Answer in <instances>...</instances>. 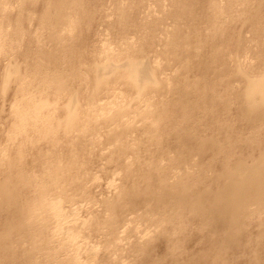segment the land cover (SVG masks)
I'll list each match as a JSON object with an SVG mask.
<instances>
[{"label":"bare ground","instance_id":"6f19581e","mask_svg":"<svg viewBox=\"0 0 264 264\" xmlns=\"http://www.w3.org/2000/svg\"><path fill=\"white\" fill-rule=\"evenodd\" d=\"M90 37H98V45ZM252 50L263 52L243 69L244 52ZM8 91L11 123L0 145V264L78 263L62 256L64 245L50 248V223L57 219L52 233L63 241L72 238L64 229L70 222L63 209L66 185L82 187L81 174L89 172L81 162L93 156L99 136L112 145L108 160L120 161L125 178L134 179L104 199L103 218L78 222L106 227L110 244L126 211L140 205L142 219L160 235L170 239L167 225L181 222L177 232H184L195 219L201 231L216 234L219 251L235 253L245 217L264 210V148L234 151L242 136L237 121L264 126V0H0V98ZM112 92L113 100L103 103ZM131 92L146 99L141 117L138 107L120 105L119 99L133 100ZM131 107L144 122L135 140ZM262 141L254 136L251 145ZM154 147L159 157L149 155L147 162L140 152ZM171 150L175 155L165 166L161 158ZM207 153L227 160V169L216 174L215 190L194 191L195 156ZM168 249L175 253L182 245ZM259 256L249 264L262 262Z\"/></svg>","mask_w":264,"mask_h":264},{"label":"rangeland","instance_id":"374dc122","mask_svg":"<svg viewBox=\"0 0 264 264\" xmlns=\"http://www.w3.org/2000/svg\"><path fill=\"white\" fill-rule=\"evenodd\" d=\"M39 7L40 8L42 7L41 1L37 5V10ZM95 29H97V26L95 27ZM103 29L104 28L102 27L101 30ZM243 33L245 34V37L247 38L248 41L252 40V33L248 31L247 28H244ZM106 36H108L109 39L108 40L107 37H105L108 40V43L109 41L111 42L112 38H109L111 37L110 34ZM91 39L92 38L90 37V40ZM94 39L95 41H93ZM98 39H99L98 37L95 38L93 37L91 42L94 43V45L96 46L98 45L97 43L99 41ZM249 44H251V42H249ZM256 49L258 50V48ZM262 52H263L262 50L258 51L259 54H261ZM244 53L245 54L242 57L243 69H246L250 65H255L257 63V59L255 58L256 57L255 55H257L258 53L254 52L253 50ZM253 55L255 57H253ZM146 56L148 57V53L146 54ZM118 62L120 63V61ZM121 63H123V61ZM151 64H157V62L152 61ZM237 85L238 87L240 86L239 83H237ZM116 89L118 88L116 87ZM131 93L133 94V92ZM12 95H13L12 91H8V93H6L5 95L2 94V98H0V117H1L0 145L4 142L6 138L5 136L6 131L9 129L11 123L10 101L13 98ZM113 95L114 93L112 92V95L111 94L108 95L109 99L108 97L107 99H105L106 97L103 98L105 100V101L103 100V103L106 102L105 104H108L110 100H113L114 98ZM134 95L135 92L132 95L134 97L133 100H130V98L127 99L116 98L115 100L119 99V102H121L120 104L121 106L132 104V107L136 106L135 109L138 107L137 111L138 110L139 111L137 114L140 116L139 112H141V108L143 106L145 108L146 103L145 105H143L144 104L143 101L145 102L146 99L141 98L143 100L142 101L140 98L137 99L138 94L136 95L137 97ZM152 95L153 96H151L150 94L147 95V97H149L147 99L152 100L154 98L153 99L154 101L159 96L158 94H155V96L157 95V97H154V94ZM0 97H1V93H0ZM158 99L159 97L156 100ZM136 102L137 104L138 102L140 104L142 103L143 104L142 105L138 104L137 106ZM132 107L130 109L129 114L130 117L132 116L131 120L133 119L135 120V124L137 125V128L135 129V131L134 130L131 131L130 136L132 139L134 138L136 139L138 134L140 135V131H138V129L139 127L142 126L141 125L142 123L144 124V122L142 120L143 118H141V120L138 119L141 116L138 117V115H136L137 111L133 109L134 107L133 108ZM131 111H133L132 112L133 114L131 113ZM135 116L137 117V119H135L136 118ZM248 121L249 120H242V122H244L245 124H241V121H237L235 124L236 126L238 125L239 129L241 130L240 133L242 134L240 139L241 141L238 143V145H240V148L235 147L234 149L237 155L243 154V147L245 148L244 152L246 154L257 153L259 148H264V126H262L261 124L253 125ZM111 127L112 129L114 128V130H116L115 126L113 127L111 125ZM254 136H259L263 140L261 142L260 147L251 145L253 143L252 141ZM103 138L104 137L99 136V142L95 145L93 149L94 151V154H92L93 156L88 154L89 157H87L88 155H86V158H84L85 157L84 156L83 157L84 160L82 159L83 161L81 163L83 169L85 170L87 169L89 172V175L88 173L87 174L84 173L86 176L83 173L81 174L82 187L80 189H75L72 184L66 185L65 193L68 194L69 198L64 199L63 209H65L64 211L67 212V217H68L67 220H69L70 222L64 225V229L66 228L67 233H69V235L72 238L65 239L64 242L63 238H60V236L53 234L52 232H54L53 230L57 227L58 221L56 218L51 217L52 223H50L51 224L50 226L51 227L53 226V228H50V230L52 231L51 236L55 235L54 237H52L53 240L54 239L55 240L51 242L50 248H52L54 242L55 244L54 247L52 248L53 250H55L56 247H58L59 249L61 245H64V249H66V251H62V256L64 257L65 254L66 257L64 258L66 259H68V257L69 259L72 257L79 258L78 260H81V264H103L104 262H105L104 264H110L111 262L108 260V258H112L117 264H136V262H138L137 264H156V262L157 264H161V263L174 264L175 262H178V264H223L222 262H224V264L225 262L226 264H249L248 260L251 261V259L254 257L256 253L260 254L259 257L261 258L262 261L259 264H264V210L261 213V215L249 214L248 216L245 217L246 225L244 226L241 234L239 235V237L241 238V244H240L241 246L237 249L235 248V253L234 250H229V249H227V251L224 250V253L223 251L222 252L219 251L217 249L218 244H215L216 234L204 230L201 231L200 225L199 223H197L198 220L195 219L193 220L194 222L189 223L188 227L184 232H177V228L181 222L179 224L176 223L175 225L172 224L167 225V229L170 230L172 235V238L170 239L165 237V235H160L155 225H151L146 220L142 219L141 214L143 213L144 209L140 205H137V208L134 210L126 211L124 216L125 220L120 225L121 228L118 238H116L115 239L116 242L112 244L109 243L110 233L108 232V229L106 227H101L98 229L97 227L91 226L90 224L87 223L79 225L78 222L80 221L81 222L89 221L91 218L94 217L103 218V216L105 215L104 199L115 196L118 190L120 188L126 187L127 184L128 186L132 185L131 180L133 178H130V180L127 177H126L127 179L125 178L123 169L120 164L121 162L118 160L117 162H115V159H114L115 163L112 162V160L111 161L108 160L107 156L112 145L103 142L104 141ZM173 141L172 139L170 141L171 147ZM169 143L167 146H169ZM153 150H156V151H152L153 153L155 152L154 154L151 152L153 156H151V153L147 154L149 153V150L148 152L147 150H144V153L143 151H141L140 155H142L143 159H148L149 155L152 159L153 158L155 159V157L158 156L159 151L157 150V148ZM140 155L139 157L141 159L142 157ZM174 155L175 152L171 150L169 155H166L165 158H161V162L165 166L168 165V161H169L168 158ZM114 158H116L115 155ZM126 159L127 160L132 159V156L129 155ZM226 161L222 162V160L219 159L218 156L213 158L212 153L205 154L203 158L198 155L195 156V164L192 166L190 172V174H192V176H190L191 177L190 179L194 182L192 183L194 187L193 188L194 191L196 189L198 190L204 187H209L210 189L215 190L217 188V181L215 180V176L217 173L224 172L227 169ZM147 162H149V159ZM228 162L229 164L232 165L235 163V160L231 158L228 160ZM142 163L140 165H144ZM145 166H147V164H145L143 167ZM156 178L157 177H155L154 180H156ZM53 193L56 194L57 192L55 191ZM129 225L134 226L133 227L134 229L129 230L126 233V235H123L122 233L123 230H125V228L128 227ZM184 226L185 224H183V227ZM148 239L150 241H148ZM177 241H179V243L182 245V250L172 253L168 249V247ZM56 243H60V247L59 244L56 246ZM139 245L147 246L148 250H146V252L130 251V248L132 246H135V248L138 250ZM123 248L126 250L123 251L122 250ZM219 252L222 253V256H224L223 254H225V257L227 256L226 259L227 260L229 259L230 261L228 260L229 261L228 262L226 259L223 260L222 257L219 255ZM227 252L229 253V255ZM161 256L163 258H161ZM236 258L238 259L236 260ZM78 260L76 262L79 263L80 261ZM161 260H163V262ZM232 261H236V262H232Z\"/></svg>","mask_w":264,"mask_h":264}]
</instances>
